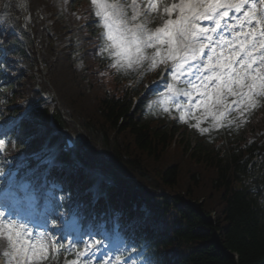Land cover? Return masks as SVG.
Instances as JSON below:
<instances>
[{"label":"trees","instance_id":"16d2710c","mask_svg":"<svg viewBox=\"0 0 264 264\" xmlns=\"http://www.w3.org/2000/svg\"><path fill=\"white\" fill-rule=\"evenodd\" d=\"M71 4L79 19L68 12L54 18V0H31L34 38L27 35L25 44L16 39L12 43V39L6 56V66H10L11 47L20 54L22 60L16 67L28 80L20 76L0 89V96L12 104V98L21 97L23 84L31 81L57 89L59 110L52 116L47 109L37 110L33 113L36 123L54 121L66 126V116L79 125L90 142L82 140L78 157L110 171L115 183L111 191L137 202L139 210L127 218L128 229L122 236L131 247L146 243L147 249L139 253L151 264H264V135L254 133L255 128L264 129V109L248 130L225 134L220 141L177 126L164 112L148 118L142 110L140 83L113 75L97 52L99 35L87 5L83 0ZM12 11L21 25L15 2ZM47 20H51L52 34L46 29ZM70 30L79 52L77 59L82 62L79 68L58 46ZM40 61L46 67L45 81L37 72ZM12 71L8 67L10 74ZM105 71L109 81H104ZM25 89L29 98L38 94L29 86ZM1 110L11 113L3 106ZM31 132L33 126L24 124L22 136ZM118 173L133 176L139 183ZM125 186L136 191L125 190ZM145 204L150 207L146 216L140 209ZM116 211L121 210L115 207L113 213ZM101 221L111 228V219Z\"/></svg>","mask_w":264,"mask_h":264},{"label":"snow or ice","instance_id":"6c2138e0","mask_svg":"<svg viewBox=\"0 0 264 264\" xmlns=\"http://www.w3.org/2000/svg\"><path fill=\"white\" fill-rule=\"evenodd\" d=\"M91 4L107 30L108 47L116 49L113 67L132 68L147 62L149 70L155 71L161 65H171L173 82L168 90L172 95L162 101L163 110L170 111L173 95L191 97L195 92L202 97L195 109L205 110L202 117H195L194 127L201 133L209 130L200 127L203 119L210 116L216 128L224 127L225 121L232 125L236 120L228 117L233 112L243 117L257 107L258 97L264 98V0H91ZM233 10L243 15L234 24H225ZM161 11L160 25L150 27L157 19L152 14ZM202 20L214 21V27H203ZM222 28L231 31V38L220 34ZM185 69L196 74L195 82L184 81L191 90L178 87ZM175 107L180 111L187 105L177 103ZM188 115L186 110L180 111L181 121ZM246 122L240 120V124ZM3 144L0 141V148ZM3 217L0 212V234L6 232L11 249L4 253L10 257L9 264L47 259L49 248L59 256L63 245L45 243L43 236L31 243L24 238L23 226L5 222ZM101 243L92 240L83 251L76 249L77 258L66 264H85L80 258L87 255L88 248ZM116 259L121 264L120 257Z\"/></svg>","mask_w":264,"mask_h":264},{"label":"rangeland","instance_id":"374dc122","mask_svg":"<svg viewBox=\"0 0 264 264\" xmlns=\"http://www.w3.org/2000/svg\"><path fill=\"white\" fill-rule=\"evenodd\" d=\"M8 3H9V0H0V8H1V7L7 8ZM20 4H21V1H20ZM25 5H26V1L24 0L23 5L21 4V6H22V7H25ZM141 7H142V5H141ZM160 15H161V13H158V14H156V17L159 18ZM5 16H6V14H5ZM5 16H4V17H5ZM173 18H175V17H173ZM148 51L151 52L152 50L149 49ZM144 64L147 65V66H149L147 62H145ZM170 81H171V83L173 82L172 79H171ZM178 85H179V84H178ZM174 96H175L176 98H178V99H180V96L184 97L183 94H181V95H174ZM257 100H258V105H257V107L254 108V109H252L250 112H245V115H244L243 117H240L238 113L233 112V113L228 117V119H235V120H236V123H234V124H232V125H228L227 122L225 121V126H224V127H221V128L213 127L214 121H213V119L209 116V117H207L206 119H203V120H202V122H201V124H200V127H201V128L209 129L206 133H209V132H213V133H214L215 130H220V131H221L223 128H227V127H234V128H237V127H243V126H245V125H247V124H248V125H252V124H253V121H254V113H253V112H255L256 109L260 106V104H259L260 101H263V100L258 99V98H257ZM191 106H192V104H187V107L190 108ZM191 111H192V113H191V118H192V119H191V120H192V121H191V124H195V123H197V120H196L195 117H202V116L204 115V111H205V110H204V108H201V109H199V110H196L195 107H193V109H191ZM193 113H194V115H193ZM241 119L246 120L247 122H246V123H243V124H240V120H241ZM238 125H239V126H238ZM0 129H1V124H0ZM262 133H264V132L262 131ZM12 178H14L13 175L11 176V179H12ZM51 242H54V239H52ZM45 243H47V241H45ZM2 248H3V247H2ZM61 258H62V260H64V257H63V256H62ZM68 261H70V260H68ZM66 262H67V261H65L64 264H66ZM122 263H123V264H126V260H123Z\"/></svg>","mask_w":264,"mask_h":264},{"label":"clouds","instance_id":"9594fccd","mask_svg":"<svg viewBox=\"0 0 264 264\" xmlns=\"http://www.w3.org/2000/svg\"><path fill=\"white\" fill-rule=\"evenodd\" d=\"M23 3H24V0H21V4L23 5ZM81 65H77V67L79 68ZM0 264H3V261L2 260H0ZM8 264H9V262H8Z\"/></svg>","mask_w":264,"mask_h":264}]
</instances>
